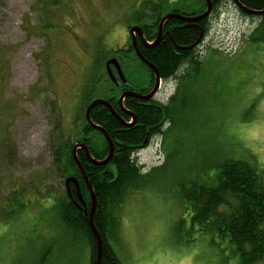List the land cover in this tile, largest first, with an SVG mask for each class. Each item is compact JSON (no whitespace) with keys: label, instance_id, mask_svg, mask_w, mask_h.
I'll return each instance as SVG.
<instances>
[{"label":"rangeland","instance_id":"rangeland-1","mask_svg":"<svg viewBox=\"0 0 264 264\" xmlns=\"http://www.w3.org/2000/svg\"><path fill=\"white\" fill-rule=\"evenodd\" d=\"M160 1L166 15L192 13L204 0H0V264H39L45 255L43 264H91L87 241L67 234L51 206L67 191L55 152L70 137L76 143L74 130L85 138L81 94L97 52L105 58L94 98L118 99L106 62L128 49L136 11ZM259 25L224 0L195 53L201 69L184 67L163 82L157 101L168 104L183 85L175 109L182 101L185 108L136 154L144 173L156 171L122 207L111 241L121 264H239L228 240L192 226L179 192L208 180L200 168L213 157L253 160L264 173V43L247 45ZM123 69L131 88L148 87L133 53ZM14 190H23L27 207L9 217Z\"/></svg>","mask_w":264,"mask_h":264},{"label":"trees","instance_id":"trees-1","mask_svg":"<svg viewBox=\"0 0 264 264\" xmlns=\"http://www.w3.org/2000/svg\"><path fill=\"white\" fill-rule=\"evenodd\" d=\"M223 1L212 0V13ZM238 1L249 9L264 10V0ZM233 3L236 6L234 1ZM164 4L165 2L162 1L145 3L147 10L136 11L133 15V22L137 25L153 23L158 26L164 15ZM196 5L195 15L202 14L207 9L205 0L202 5L199 2ZM170 11L172 9H169ZM240 12L247 17H254L241 10ZM258 18L260 25L248 40V46L249 43H264V15H260ZM168 29L169 35L154 49L142 46L139 48L142 55L157 68L163 82L176 78L184 67L189 66V70L191 68V70L199 71L203 64L194 51L180 50L169 39L171 35L176 45L189 47L197 42L199 32L193 28L176 26L172 22H169ZM204 29L207 34L208 25ZM247 48L245 52L249 51ZM97 53L98 57L95 59L92 74L81 94L84 105L81 108L82 117L79 121L84 122L81 134L85 135L84 139L92 156L95 159L103 160L109 154V145L103 134L91 128L85 119L86 109L95 100L94 96L101 80V75L98 76L97 71L101 69L103 58H105L101 55L105 52L98 51ZM119 53L125 56L128 54L126 49L117 50L116 54ZM135 58L141 63L137 55ZM142 66L148 70L145 65L142 64ZM261 67V63L253 65L252 72ZM148 72L150 71L148 70ZM182 87L183 85L168 104L160 102H141L139 104L137 101L131 104L130 100L127 101L126 107L131 109L137 120L136 124L131 127H126L121 123L105 106H96L91 112L93 122L103 127L114 143L113 158L105 167L90 164L83 150L77 152L97 201L94 223L103 242L101 264H121L111 241L115 242L118 239L122 207L133 193L150 184L156 171L153 169L144 173L146 166H143L136 154L144 149L153 138L162 136L166 123H176L178 115L185 108L182 101L180 107L175 109L180 93L183 91ZM124 120L126 123L131 122V118L128 116H124ZM79 121L76 124H79ZM77 131H72V137L76 138V143L73 144L70 137L56 150L54 166L65 180L68 177L78 180L81 198L89 212L90 191L72 154L75 144L84 142L83 139H79L80 134H77ZM6 159L9 160L10 156L7 155ZM9 163L13 164L14 162L10 161ZM165 164L162 167H165ZM200 169L203 174L207 175L208 180L203 183H198L195 180L190 183L189 188L182 185L179 192L182 205L185 209L192 210V226L198 225L202 230L210 229L218 237L221 236L223 240H228L233 250L232 256L239 258V264L263 263L264 173L261 168L253 160L250 162L235 158L213 157ZM210 172H214V175L210 176ZM71 187L72 199L66 191L64 196L54 197L51 206L56 210L58 219L67 234L73 233L74 239L87 241L90 248L91 264H97V241L90 229L89 216L84 213V207L79 201L76 188L73 185ZM7 206L10 210L9 217L23 211L27 207L23 190L18 192L14 190V199L8 200ZM51 206L50 208H52ZM184 222L182 221L180 224L182 225ZM46 260L47 255L42 258L39 264H43Z\"/></svg>","mask_w":264,"mask_h":264},{"label":"water","instance_id":"water-1","mask_svg":"<svg viewBox=\"0 0 264 264\" xmlns=\"http://www.w3.org/2000/svg\"><path fill=\"white\" fill-rule=\"evenodd\" d=\"M233 1L235 2L236 6L241 11L245 12L248 15H252V16L264 15V10L263 11L252 10V9H249V8L243 6L238 0H233ZM206 2H207V9L201 15H198V16H195V17H185V16L179 15L177 13H170V14L166 15L165 17H163V19L161 21V26H160L159 37H158L157 41L155 43H153L152 45H149L144 40V38H143V30H142V28L140 26H134V27H132L130 29V34L133 37L132 47H133V49L135 51V54L137 55V57L139 58V60L143 64H145L151 71H153V74L155 75V86H154V89L152 90L151 93H149L146 96H143V95H141L139 93L129 91V92L123 93L122 96L119 99L121 109L126 114L131 116L132 123H130V124L126 123L125 120H123V118L116 112V110L113 108V106L107 100L95 99V100H93L90 103V105L86 109L85 119H86L87 124L91 128H93L94 130L102 133L103 136L105 137L108 145H109V154L103 160L95 159L92 156V154L90 152V149L87 146L85 141L75 144V146L73 147V150H72L74 161H75L76 165L78 166V168H79V170H80V172L82 174L83 180L86 183V185L88 186L89 191H90L91 202H90V211L89 212L87 210V205L85 204V202L81 198L78 180L76 178H74V177H68L65 180V186H66L67 193H68V195H69V197L71 199H72L71 185H73L76 188L77 194H78V197H79V201L81 202V204L84 207V213L89 216L90 229H91V231H92V233H93V235H94V237H95V239L97 241V249H98L97 264H101L102 246H103L102 245L103 244L102 237H101L100 233L98 232V230H97V228L95 226V223H94V213L96 211L97 201H96V197H95V194L93 192V189H92L91 185L88 182L86 173H85V171H84V169H83V167H82V165H81V163H80V161L78 159L77 152H78V150H83L85 152L86 157H87L88 161L90 162V164L96 165V166L105 167V166H107L110 163V161L113 158V155H114V143H113V140L111 139V137L108 135V133L103 129V127H101V126H99V125H97V124H95L93 122V120L91 119V112L96 106H105L126 127H131L132 125H134L136 123V116H135L134 113H132V112H130V111L125 109V107L123 105L124 99L132 97V98H135V99L142 100L144 102L152 101L158 95L160 87H161L162 82H163V80L161 79L157 68L142 55V53H141V51H140V49H139V47L137 45V42L135 40V34L141 36L142 42L146 46L150 47V46H155V45L158 44V42L160 41L161 35H162V27H163L164 23L169 21V20L179 19V20H181L183 22L189 23L188 27L199 28V26L196 25V24L201 22V21H203L204 19L210 17L211 14H212V11H213V2H212V0H206ZM203 35H204L203 32H201L197 42L195 44L189 46V47H179L178 45H176V43H175V41L173 39H172V42H173L174 46L177 47L180 50H193L197 45H199L201 43V41L203 39ZM112 67L116 70L119 80L122 83H126V79H125V76H124L123 71L121 69V65H120L119 61L116 58H111V59H109L106 62V70H107V73H108L109 78L111 79V81L114 82V83H117V79H116L115 75L113 74Z\"/></svg>","mask_w":264,"mask_h":264},{"label":"flooded vegetation","instance_id":"flooded-vegetation-1","mask_svg":"<svg viewBox=\"0 0 264 264\" xmlns=\"http://www.w3.org/2000/svg\"><path fill=\"white\" fill-rule=\"evenodd\" d=\"M187 8V7H186ZM186 8H182V9H172V11H170L168 14H170V13H177V14H179V15H182V16H185V17H195V16H198V15H201V14H194L195 12H192V13H187L186 12ZM168 14H166V15H168ZM166 15H163L162 16V18L160 19V23H159V25L158 26H156V24H146V23H143V24H140V25H135V26H140L141 28H142V30H143V38H144V40L146 41V43H148L149 45H152L153 43H155L156 41H157V39H158V37H159V34H160V26H161V21H162V19H163V17H165ZM212 15V14H211ZM211 17V16H210ZM210 17H208V18H206V19H204L203 21H201V22H199V23H197L196 25H198L199 26V28H193V27H188V25H189V23H186V22H183V21H181V20H179V19H172V20H169V21H167V22H165L164 23V25H163V27H162V35H161V38H160V41L158 42V44L157 45H159L162 41H164V39H166V37L169 35V29H168V24H169V22H172L173 24H175L176 26H180V27H188V28H193V29H196L198 32H199V34H201V32H203V39H202V41H201V43L199 44V45H197L192 51H194L195 53H197L198 52V50L201 48V46L204 44V41H205V38H206V36H207V34L205 33V29H204V27H207V25L209 24V21H210ZM132 27H134V26H132ZM132 27H129V46H128V49H126L127 50V52L129 53H133V55L134 56H136V54H135V51H134V49H133V47H132V42H133V37L131 36V34H130V29L132 28ZM167 27V28H166ZM200 36V35H199ZM169 39L172 41V39H173V37L170 35L169 36ZM135 40H136V42H137V45H138V47L140 48V46H142V47H144V48H148V49H154L157 45H155V46H150V47H148V46H146L143 42H142V38H141V36H139V35H137V34H135ZM116 59L119 61V63H120V65H121V69H122V71H124V63H125V61H126V56L124 55V54H117L116 55ZM141 62V61H140ZM142 63V62H141ZM143 64V63H142ZM143 65H145V64H143ZM146 66V65H145ZM147 67V66H146ZM148 68V67H147ZM148 70L150 71V72H148L149 73V81L148 82H145V83H147V85H148V87H146V88H143V89H141V90H135V89H133V88H131V86H130V84H129V81H128V79H127V76L124 74V76H125V79H126V83H122L120 80H119V78H118V74H117V72H116V70L112 67V71H113V74L115 75V77H116V79H117V83H114V82H112V84L115 86V89L117 90V92H119L120 93V96H119V98L117 99V98H115V96L113 95V96H111L110 95V97H107L106 99H103V100H107L112 106H113V108L116 110V112L123 118V120H124V116H128V117H130L131 118V116L130 115H128V114H126L122 109H121V107H120V102H119V99H120V97L122 96V94L123 93H125V92H129V91H132V92H136V93H139V94H141V95H143V96H146V95H148L149 93H151L152 92V90L154 89V86H155V75L153 74V71H151L149 68H148ZM127 74V73H126ZM108 77H109V75H108ZM110 79V78H109ZM110 81H111V79H110ZM164 83H166V82H164ZM162 85H163V82H162ZM162 85H161V87H160V90H161V88H162ZM160 90H159V92H160ZM158 95H159V93H158ZM158 95L152 100V101H149V102H158L157 101V97H158ZM130 100V103L131 104H134L135 103V101H137V103H141V102H143V103H145L144 101H142V100H139V99H135V98H132V97H129V98H126V99H124V101H123V105H124V107H125V109L126 110H128V111H130V112H132L131 111V109L130 108H127L126 107V102L127 101H129ZM117 107V108H116ZM133 113V112H132ZM136 122H137V120H136ZM130 123H132V118H131V122H129V124ZM136 124V123H135ZM134 124V125H135ZM133 126V125H132ZM83 141H85L86 142V140L84 139ZM72 188V187H71Z\"/></svg>","mask_w":264,"mask_h":264}]
</instances>
